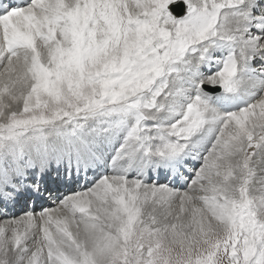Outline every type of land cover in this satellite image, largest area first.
Returning <instances> with one entry per match:
<instances>
[{"label":"snow or ice","instance_id":"6c2138e0","mask_svg":"<svg viewBox=\"0 0 264 264\" xmlns=\"http://www.w3.org/2000/svg\"><path fill=\"white\" fill-rule=\"evenodd\" d=\"M0 264H264V0H0Z\"/></svg>","mask_w":264,"mask_h":264},{"label":"rangeland","instance_id":"374dc122","mask_svg":"<svg viewBox=\"0 0 264 264\" xmlns=\"http://www.w3.org/2000/svg\"><path fill=\"white\" fill-rule=\"evenodd\" d=\"M38 209H39V204L37 205V210ZM23 210H24V206L23 205H20V206L14 207V208H9L8 211H9V214L10 215L18 216L21 213V211H23Z\"/></svg>","mask_w":264,"mask_h":264},{"label":"bare ground","instance_id":"6f19581e","mask_svg":"<svg viewBox=\"0 0 264 264\" xmlns=\"http://www.w3.org/2000/svg\"><path fill=\"white\" fill-rule=\"evenodd\" d=\"M17 210V209H16Z\"/></svg>","mask_w":264,"mask_h":264}]
</instances>
